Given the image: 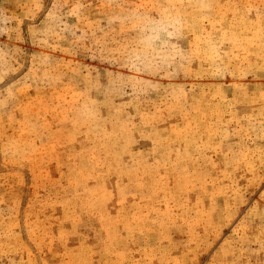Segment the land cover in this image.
Here are the masks:
<instances>
[{"label": "rangeland", "instance_id": "1", "mask_svg": "<svg viewBox=\"0 0 264 264\" xmlns=\"http://www.w3.org/2000/svg\"><path fill=\"white\" fill-rule=\"evenodd\" d=\"M0 264H264V0H0Z\"/></svg>", "mask_w": 264, "mask_h": 264}]
</instances>
